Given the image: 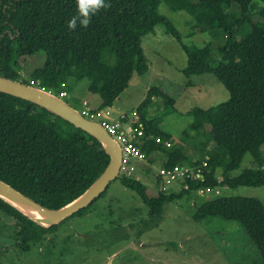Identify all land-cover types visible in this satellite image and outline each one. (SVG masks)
Returning a JSON list of instances; mask_svg holds the SVG:
<instances>
[{"label":"trees","instance_id":"obj_1","mask_svg":"<svg viewBox=\"0 0 264 264\" xmlns=\"http://www.w3.org/2000/svg\"><path fill=\"white\" fill-rule=\"evenodd\" d=\"M162 1L173 11L188 12L195 27L212 37L204 46L184 47L188 55L184 73L214 74L228 90L229 99L194 109L195 122L183 132L181 142L148 112L155 97L164 98L171 107L172 97L152 87L137 108L145 131L142 152L149 156L163 150L168 168L203 167V179H180L179 189L174 183L170 187L175 188L163 186L159 174L155 194L140 179L120 172L116 179L140 195L153 218L161 216L166 202L203 187L264 186V0H105L109 6L91 14L86 26L78 21L75 30L68 28L67 21L78 14L76 0H0V76L56 91L60 97L62 92L73 95L78 84L88 79V92L100 98L98 107L91 108L94 113L113 107L132 76L149 70L142 46L145 34L159 24L177 34L173 22L160 12ZM256 1L261 4L254 5ZM41 52L43 65L25 70L27 59ZM248 153L258 167L233 175ZM111 158L105 144L91 132L44 106L0 90V179L40 204L58 209L78 199L103 174ZM138 166L146 174L153 171L151 162ZM106 192L74 215L86 213ZM0 214L11 221L24 250L42 242L66 220L45 226L1 197ZM212 217L245 227L264 264V203L260 199L214 193L193 213L197 221Z\"/></svg>","mask_w":264,"mask_h":264},{"label":"rangeland","instance_id":"obj_2","mask_svg":"<svg viewBox=\"0 0 264 264\" xmlns=\"http://www.w3.org/2000/svg\"><path fill=\"white\" fill-rule=\"evenodd\" d=\"M258 4L261 2L254 3ZM159 8L173 22L177 34L159 24L153 32L142 37L149 70L132 76L128 88L114 102L115 111L112 107L105 110L113 122L120 120L122 115L132 120L149 90L158 87L175 103L171 107L165 105L164 98L155 97L149 115L157 117L158 124L175 140H180L183 132L195 122L194 109L225 102L229 92L214 74L187 76L184 73L188 62L184 47L204 46L212 40L211 35L195 27V20L188 12L173 11L163 1ZM43 62L41 52L27 59L25 70L32 71ZM89 84L85 79L76 87L74 98L71 95L61 98L81 112L87 104L95 109L100 98L88 92ZM54 94L59 96L56 91ZM93 119L102 122L104 117L97 113ZM129 120L124 123L127 131L131 128ZM143 161L146 162L139 158L129 159L122 172L140 179L155 194L161 165L155 163L152 173L146 174L138 166ZM129 165L131 169L127 171ZM255 167L258 164L248 153L233 175ZM221 175L220 170L218 176ZM177 183L174 185L179 189ZM174 185L167 187L175 188ZM220 191L223 196L255 197L264 203V186L222 185ZM211 195L214 193L203 195L192 191L188 196L166 202L161 216L153 218L150 207L140 195L115 179L106 194L86 213L66 218L56 232L32 244L30 250L21 247L9 225L11 221L0 214V264H262L259 249L241 224L220 217L204 221L193 218L195 209Z\"/></svg>","mask_w":264,"mask_h":264},{"label":"water","instance_id":"obj_3","mask_svg":"<svg viewBox=\"0 0 264 264\" xmlns=\"http://www.w3.org/2000/svg\"><path fill=\"white\" fill-rule=\"evenodd\" d=\"M0 90L33 101L86 129L100 139L112 155L109 166L98 180L82 196L64 207L55 209L44 206L0 179V197L6 202L16 207L27 216L35 219L40 224L51 226L60 223L78 211L88 207L106 191L111 182L118 177L122 169V150L119 143L110 135L101 122L87 118L81 111L60 96L35 85L0 76ZM113 109L116 110L114 107ZM103 116L110 118L107 113H104ZM32 213L40 214L46 219L39 220L33 217L31 215Z\"/></svg>","mask_w":264,"mask_h":264},{"label":"built area","instance_id":"obj_4","mask_svg":"<svg viewBox=\"0 0 264 264\" xmlns=\"http://www.w3.org/2000/svg\"><path fill=\"white\" fill-rule=\"evenodd\" d=\"M62 96H70L67 92H62ZM71 97V96H70ZM84 116H86L89 119H93V117L97 114L92 112L91 108L88 107V105L85 106L84 111L82 112ZM98 114H101L103 116V112H98ZM104 117V116H103ZM126 119V120H123ZM129 120V117L127 115H122L121 119L113 122L110 120V118L104 117V120L101 122L107 131L110 133V135L119 143L122 155H123V162H122V169H125L126 163L129 159L132 158H139V159H147V155L142 152L141 144L143 143V138L145 137V131L142 127V123L140 122L139 116L137 112L135 113V117L130 121L131 128L129 131L124 129V123ZM138 124L139 127L136 128L134 125ZM159 140V139H158ZM204 166L207 165V161L203 163ZM127 171H130L131 166L129 165L127 168ZM160 175L162 177V185L163 186H169L173 184L174 182L192 177L195 179H203V167L200 166L198 168H194L191 166L186 165H178L174 168H168V167H161L160 169ZM222 179V177L219 179V181ZM199 193L205 195L207 193H215L220 194V187H203L198 190Z\"/></svg>","mask_w":264,"mask_h":264},{"label":"clouds","instance_id":"obj_5","mask_svg":"<svg viewBox=\"0 0 264 264\" xmlns=\"http://www.w3.org/2000/svg\"><path fill=\"white\" fill-rule=\"evenodd\" d=\"M109 5L105 0H76L77 15L72 16L67 21V26L70 30H75L77 22L86 26L90 21V15L95 14L101 8H107Z\"/></svg>","mask_w":264,"mask_h":264},{"label":"crops","instance_id":"obj_6","mask_svg":"<svg viewBox=\"0 0 264 264\" xmlns=\"http://www.w3.org/2000/svg\"><path fill=\"white\" fill-rule=\"evenodd\" d=\"M71 96L74 97L72 94H71ZM85 102H87V101L85 100ZM112 109H113V107H112ZM100 112H103V114L107 113L109 115V113L106 112L105 109L101 110ZM176 141L181 142V139L176 140ZM192 153H193V151H192ZM154 158H156L155 161H154ZM136 159H138V158H136ZM139 160H146L147 163L151 162L152 167L155 163H159L161 165V167H163V166H165V163L167 161V154L163 150H156V151H153L149 156H147V159H139ZM146 162H144V163L146 164Z\"/></svg>","mask_w":264,"mask_h":264},{"label":"bare ground","instance_id":"obj_7","mask_svg":"<svg viewBox=\"0 0 264 264\" xmlns=\"http://www.w3.org/2000/svg\"><path fill=\"white\" fill-rule=\"evenodd\" d=\"M33 217L39 219V220H44L46 219L44 216L40 215V214H37V213H32L31 214Z\"/></svg>","mask_w":264,"mask_h":264}]
</instances>
